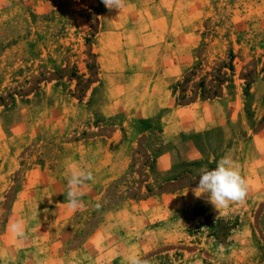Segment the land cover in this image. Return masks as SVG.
Instances as JSON below:
<instances>
[{
	"label": "rangeland",
	"instance_id": "1",
	"mask_svg": "<svg viewBox=\"0 0 264 264\" xmlns=\"http://www.w3.org/2000/svg\"><path fill=\"white\" fill-rule=\"evenodd\" d=\"M186 32L185 66L167 88L185 105L176 84L195 66L187 98L219 102L226 121L164 141L161 110L141 122L131 94L112 100L140 55L121 66L111 53L145 44L144 33ZM230 56L232 86L201 99L198 79ZM263 131L264 0H126L120 12L101 0H0V264H126L130 254L148 264H264ZM226 154L248 196L218 212L193 189L200 169ZM72 166L95 177L75 212ZM17 220L22 242L10 231Z\"/></svg>",
	"mask_w": 264,
	"mask_h": 264
},
{
	"label": "crops",
	"instance_id": "2",
	"mask_svg": "<svg viewBox=\"0 0 264 264\" xmlns=\"http://www.w3.org/2000/svg\"><path fill=\"white\" fill-rule=\"evenodd\" d=\"M184 13L189 14V9ZM189 34L188 32L144 33L143 35L148 37L145 44L121 45L119 50L114 48V52L111 53L117 54L118 59H123L117 63L121 66L125 63V59L137 60L133 56L140 55V64L126 67L128 71L122 74L123 82L116 81L123 85L124 89L120 97L116 96L112 100L118 106L122 98V102L126 103L127 96L131 94L130 108L134 109L130 115H136L141 119L151 118L155 112L161 110L160 135L164 141L172 140L181 132L202 131L212 126H221L226 121V114L219 102L194 101L179 105L175 103L174 96L167 88L170 79L185 66ZM116 82L112 85L117 86ZM259 134L264 138V131L257 135Z\"/></svg>",
	"mask_w": 264,
	"mask_h": 264
},
{
	"label": "clouds",
	"instance_id": "3",
	"mask_svg": "<svg viewBox=\"0 0 264 264\" xmlns=\"http://www.w3.org/2000/svg\"><path fill=\"white\" fill-rule=\"evenodd\" d=\"M110 11L115 9L119 12L126 6V0H101ZM199 183L193 192L196 197L205 196L207 202L216 210L225 209L233 204L243 205L248 196L246 180L242 177L239 168L230 155H224L217 162L216 168L208 170L200 169ZM95 177L90 170L78 166L69 168L67 181V207L73 212L84 208L82 197L84 189L89 181L94 182ZM100 205L97 204V208ZM11 233L21 242L27 239L25 224L17 220L10 224ZM126 264H148L147 260L141 259L136 254H130L125 258Z\"/></svg>",
	"mask_w": 264,
	"mask_h": 264
},
{
	"label": "trees",
	"instance_id": "4",
	"mask_svg": "<svg viewBox=\"0 0 264 264\" xmlns=\"http://www.w3.org/2000/svg\"><path fill=\"white\" fill-rule=\"evenodd\" d=\"M231 61H232V56L229 57L227 63L220 62L216 67L212 68V72L207 73L208 76L211 77L210 80L205 81V76L198 79V82L195 85L200 90L199 97L201 99H208V98L215 97L218 89H219V93L221 92L223 84H225L224 87L232 86L231 85V73L233 71V66L231 64ZM194 67L190 68L189 70L184 71L185 76L182 77V81L176 84L179 87H181L179 90L180 94L178 95L177 99L178 101L186 100L185 104L190 103V100L189 98H187L185 94V90L183 89L182 86L188 81V77L194 74L192 72ZM225 69L228 71V73H226ZM139 121L146 122L148 121V119H139Z\"/></svg>",
	"mask_w": 264,
	"mask_h": 264
}]
</instances>
